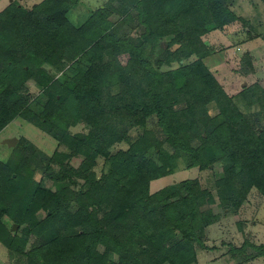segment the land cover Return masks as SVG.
<instances>
[{"label": "trees", "instance_id": "obj_1", "mask_svg": "<svg viewBox=\"0 0 264 264\" xmlns=\"http://www.w3.org/2000/svg\"><path fill=\"white\" fill-rule=\"evenodd\" d=\"M78 2L14 1L0 12V132L21 118L57 142L45 156L22 139L0 160V243L24 264H196L218 210L236 213L253 189L264 196V124L203 61L204 35L249 22L226 0H106L76 24ZM241 97L264 112L259 84ZM215 164L213 191L195 178L150 192L154 180ZM37 169L59 187H42ZM254 248L264 257V245Z\"/></svg>", "mask_w": 264, "mask_h": 264}, {"label": "rangeland", "instance_id": "obj_2", "mask_svg": "<svg viewBox=\"0 0 264 264\" xmlns=\"http://www.w3.org/2000/svg\"><path fill=\"white\" fill-rule=\"evenodd\" d=\"M14 1L19 2L26 8H31L43 0H0V12ZM105 1L80 0V3L78 2L79 4L70 12L68 19L76 24L82 23L85 21L87 13L95 10L98 5L103 4ZM226 1L231 10L237 16L248 21L249 25L241 27V23H237L236 26H240V29L238 27L230 32L215 30L204 35L203 40L211 49L203 55V61L244 116L249 121L257 119L264 124V112H261L257 106H247L241 97L242 90L253 84H259L264 88V0ZM117 19L118 17L113 16V21ZM135 32H137L136 29L128 30L126 27H121L118 35L135 34ZM160 49L158 47L155 52ZM245 53L250 55L252 64L251 69L245 64V70L248 69L247 72L242 69V57ZM120 60L125 63L127 55L120 56ZM77 65L78 63L74 62L69 67L76 68ZM66 72L72 74V70ZM52 74L55 78L63 77L62 72L57 73L53 70ZM28 87L29 99H37L38 101H36L41 104L43 95L38 91L35 84L29 81ZM208 108L211 115L217 113L213 103L209 104ZM71 130L73 133H77L83 132L85 129L82 124H79L72 127ZM13 137L18 139L13 147L3 144L6 138ZM22 139L28 143L27 145L24 144V147L32 146L37 149L38 153L45 156H50L57 148V142L52 137L23 119L15 118L0 132V160H6L12 149ZM119 147L124 148L125 145ZM75 164L77 165V163ZM183 164H185L184 160L181 162V165ZM102 167L103 160L98 159L93 170L99 175ZM222 171L223 166L219 164H215L213 169L207 171H200L198 168L182 169L152 181L150 192L158 191L185 179L195 178L199 179L202 187L213 191L215 179ZM36 178L41 181L44 188L56 190L59 187V182L43 177L39 169H37ZM218 212H220V218L206 228L204 239L206 247L196 249V264H264V257L259 255L254 248L264 245V196L253 189L241 209L236 213L224 214L222 210H218ZM3 221L8 224L7 226H10L7 217H4ZM244 242L248 246L240 255L234 257L233 249L240 248ZM23 258L10 253L0 243V264H24Z\"/></svg>", "mask_w": 264, "mask_h": 264}, {"label": "water", "instance_id": "obj_3", "mask_svg": "<svg viewBox=\"0 0 264 264\" xmlns=\"http://www.w3.org/2000/svg\"><path fill=\"white\" fill-rule=\"evenodd\" d=\"M17 140L18 139L15 138V137H13V138H6L3 141V144H6L7 146L13 147L16 144ZM16 229H17V224H14L12 230L15 231Z\"/></svg>", "mask_w": 264, "mask_h": 264}]
</instances>
